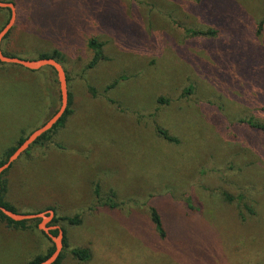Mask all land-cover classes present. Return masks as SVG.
<instances>
[{
    "label": "rangeland",
    "instance_id": "obj_1",
    "mask_svg": "<svg viewBox=\"0 0 264 264\" xmlns=\"http://www.w3.org/2000/svg\"><path fill=\"white\" fill-rule=\"evenodd\" d=\"M0 1L16 14L3 53L56 55L66 73L64 126L2 177L17 213L78 216L48 224L63 230L60 264H264V138L242 123L264 124V0ZM10 15L0 9V31ZM90 42L101 60L88 69ZM59 104L52 68L0 63V161ZM96 186L118 206L99 203ZM27 221H0V264L54 247Z\"/></svg>",
    "mask_w": 264,
    "mask_h": 264
},
{
    "label": "water",
    "instance_id": "obj_2",
    "mask_svg": "<svg viewBox=\"0 0 264 264\" xmlns=\"http://www.w3.org/2000/svg\"><path fill=\"white\" fill-rule=\"evenodd\" d=\"M0 9H8L11 14L8 22L0 31V63L20 66L29 71H37L45 67L52 68L57 76L58 89L60 94V104L58 109L55 111V113L43 125H41L39 128L31 132L28 135V137L8 157L7 161L2 166H0V177H1L2 173L6 171L14 162H16L38 138H40L43 134L49 131L60 120V118L64 115V113L68 108L69 94H68L66 73L64 71L63 66L57 60L52 58L26 60L18 57L7 56L3 53L1 49V43L5 38V36L12 29L15 23L16 14H15V6L13 3L0 1ZM0 189H1V185H0ZM0 211L6 217H8L14 222L40 219L38 228L53 242L54 251L47 259H45L43 262L39 264H54L56 262L63 249V242H62L63 230L59 226H48V224L53 221L55 216L52 210L38 214H20V213H14L0 206ZM54 230L58 231L57 236H53L51 234V231Z\"/></svg>",
    "mask_w": 264,
    "mask_h": 264
},
{
    "label": "trees",
    "instance_id": "obj_3",
    "mask_svg": "<svg viewBox=\"0 0 264 264\" xmlns=\"http://www.w3.org/2000/svg\"><path fill=\"white\" fill-rule=\"evenodd\" d=\"M188 32L192 33L193 35L202 34L201 32H195V31H188ZM206 34L215 35L216 31L209 30ZM7 35L5 36V38L7 37ZM89 45L95 51V53H94V57H93L92 61L87 66L88 69L94 67L96 65V63H98V61L101 60V50H100L101 46H100V44H96L95 42H90ZM7 56H9V55H7ZM43 58H52V59L57 60L61 64V62L57 59L56 55H52V56L43 55L39 59H43ZM116 83L117 82H114L110 87H113L114 85H116ZM190 91H191V89H188L187 93L190 92ZM92 93H94V92L92 91ZM165 102H166V100L164 101L162 98L158 100V103H165ZM70 113H71V110H70V95H69L68 108H67L66 112L64 113V115L60 118V120L49 131H47L40 138H38L30 146V148L35 146V145H44L45 143L49 142L50 141V135L52 133H54V131H56L58 128H61V127L64 126V124L66 122V118L68 117V115H70ZM242 123H244L252 131L263 135L262 137L264 138V124L256 123L252 119L245 120ZM157 133L162 138H164L165 140H167L169 142H176V139L171 137L165 130L157 128ZM27 137H25L24 139H21L20 142L18 143V146ZM17 147L12 148L7 153L5 159L0 161V166H2L7 161L8 157L16 150ZM29 149L24 154H27ZM6 171H4L2 173V175H1V177H0V185H1V189H0V206H2V207L6 208V209H8V210H10V211H12L14 213H17L15 211V209L10 204H8L7 202L3 201V197L2 196H3V193L6 190L5 189L6 187H5V182L2 180V177H3V175L5 174ZM248 189L250 190V187ZM95 196L97 197L99 203H102L103 205H106L109 208H115V207L118 206V204L112 199V197H108L106 199H103L100 196V194H99L98 186H96V188H95ZM223 199H224V201H227V202L233 201V199L230 198L226 194L223 195ZM185 203H186V205L189 208H192V203H191V200L189 198L185 201ZM244 204H243V206H244ZM246 209L248 211H250L251 213H253V211L251 209H249V208H246ZM150 214H151L152 223H153V225L155 227V230H156L159 238L160 239H167L168 232L166 231L165 224H164V222H163V220L161 218V215L159 214L158 210L156 208H154V207H151ZM0 221L5 223L6 226H8V227L16 228V229H26V224L28 222L26 220L25 221H20V222H14L11 219H9L8 217H6L1 211H0ZM60 221L66 222L69 225H77V224L80 223V219L78 218V216H75V217H62V218L54 217V219L52 221V225L53 224H58ZM51 234L53 236H57L58 235V231L57 230L51 231ZM53 251H54V247L50 248L46 255L37 256L34 259H32L31 261L27 262L26 264H39V263L43 262L45 259H47L52 254ZM70 253L76 260H78L80 262H86V261H88L90 259V252L86 248H74V249H71ZM62 256H63L62 253H60V256L58 257V259L56 260V262L54 264H60Z\"/></svg>",
    "mask_w": 264,
    "mask_h": 264
}]
</instances>
